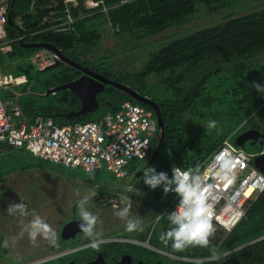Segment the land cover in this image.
Wrapping results in <instances>:
<instances>
[{"label": "trees", "instance_id": "1", "mask_svg": "<svg viewBox=\"0 0 264 264\" xmlns=\"http://www.w3.org/2000/svg\"><path fill=\"white\" fill-rule=\"evenodd\" d=\"M234 4H238L237 0H75L74 4L69 5L75 22L68 25L65 0H9L8 10L13 23L6 25L5 32L10 50L0 51V66L6 69L11 67L8 72L15 77L25 76L28 80L39 81L40 74L48 71H39L32 65L31 58L41 50L26 48L29 44L40 43L54 46L73 61L76 59L78 50L88 55L101 46L104 38L101 28L106 21L114 30H117L119 35L134 36L139 39L141 36L162 34L173 26L184 24L195 15L198 5H204L210 13H215L230 8ZM53 12L58 14L51 17ZM58 26L62 27L58 29L56 28ZM261 54H264V10L233 16L222 24L171 40L150 53L147 66L134 75H114L106 72L102 61L91 66L94 72L128 86L144 97L146 82L151 77H164L159 86L170 89H177L196 75L200 77L189 92L181 98L157 99L164 121V139L158 148L153 147L148 159L132 160L126 168L131 178L130 185L135 191L147 195L141 200L158 215L171 205L173 197L170 193L165 196L162 188L151 190L146 186L142 181L144 169L147 166L155 167L158 172L163 171L171 176L174 166L196 170L206 161L237 129L219 134L204 149L187 139L184 115L197 110L202 105L208 96L206 87L214 84L215 78L224 69L233 71V82L228 88L229 93L241 98L240 103L245 107L247 102L244 93L247 80L256 72L250 71L252 67L248 70L236 68L229 64V60L232 56L252 58ZM219 62L226 64L214 71L206 72V66ZM245 71L247 73L243 75ZM168 74L169 76L166 77ZM79 75L77 69L62 63L49 80L40 83L45 89H51L70 83ZM224 87L223 81H219L215 86L218 92L215 94L223 97V100L228 96L222 94ZM19 92V97H13V102L18 105L28 120L40 116L50 117L61 126L98 122L106 116L116 114L121 105L126 102L151 111L156 119L150 106L138 102L127 93L112 86H107L106 90L98 95L100 108L96 112L77 117L72 121L68 120L66 115L79 111L81 101L71 92H59L53 95L57 97L56 101L46 104H37L26 88ZM211 93L213 95V91ZM5 97L7 98L6 94ZM244 114L245 111H243L245 119ZM157 140L160 142L159 138ZM0 151L19 154V157L24 159L19 160L22 172L31 167L54 166L29 153L15 150L5 143H0ZM16 171L18 169L7 174L0 173V183L7 178V175ZM63 171L73 175L68 169ZM174 209L175 206L170 208L171 211ZM151 227L152 225H145L138 231L117 234L116 237L145 241ZM209 242L212 243L215 254L221 257V260L210 261L209 257L212 254L209 251L202 254L208 259L207 261L185 262L147 248L144 250L148 255L142 254L140 257L145 260L150 259L152 264H264V194L248 207L246 215L231 233L215 226V232L209 238ZM123 249L130 255L135 252L139 254L140 250L139 247L130 244ZM166 252L172 256L181 257L180 253L172 247L167 248Z\"/></svg>", "mask_w": 264, "mask_h": 264}, {"label": "rangeland", "instance_id": "2", "mask_svg": "<svg viewBox=\"0 0 264 264\" xmlns=\"http://www.w3.org/2000/svg\"><path fill=\"white\" fill-rule=\"evenodd\" d=\"M0 1L8 3L9 0ZM237 2L238 4L215 13H210L204 5H198L195 15L184 24L173 26L165 33L141 36L139 39L134 36L119 35L117 30H114L106 21L101 28L104 34L101 46L88 55L78 50L74 60L80 65L89 67L102 61L106 72L114 75L137 74L147 66L150 53L160 49L171 40L222 24L233 16H242L264 10V0H237ZM56 14L58 12H53L51 17ZM262 62H264V54L252 58L232 56L229 60V64L236 68L248 70L247 67H252L250 71L256 73L264 69ZM225 64V62L211 63L206 66V72L214 71L218 67L225 66ZM55 70L40 74L39 81L28 80L27 77L22 76L26 82L17 88L18 93L26 88L37 104L56 101L57 97L47 95L48 89H45L40 83L49 80ZM246 73L245 71L243 75ZM168 76L169 74L166 75V77ZM163 78L157 76L149 78L146 82V89L157 99L173 100L188 93L200 77L199 75L194 76L191 81L177 89L159 86ZM232 80V70L224 69L220 72L215 78L214 84L206 87L208 96L202 105L197 110L186 113L183 117L187 139L204 149L219 134L234 131L244 120L243 111L245 107L240 103L241 98L232 96L228 91L232 85ZM219 81H223L225 86L222 94L228 95L225 100L215 94L218 93L215 86ZM212 91L213 95H211ZM15 106L18 107V105ZM209 120L218 122L215 129L207 128ZM19 160L24 159L19 157L16 152L3 153L0 151V173L7 174L18 169V171L7 175V178L0 183V256L6 257L7 261H20L48 250L52 244L56 243L59 230L61 231L64 223L76 219V217L82 221L79 216L78 202L85 196L89 200V210L99 218L95 231L100 236L128 233L125 231L126 220H122L116 215L125 206L126 200L124 198L132 203L130 218L140 220L141 228L145 225H152L153 227L157 216H159L141 200L147 196L146 194L135 191L134 188L130 193L119 190L128 188L131 178L116 179L113 174L106 172L100 176L87 175L80 170L68 169L73 173L71 175L63 171L67 170L66 168L56 167L57 165L49 168L46 165L42 168L31 167L22 172ZM20 202L26 205L24 214L9 210L10 205ZM35 215H39L50 225L54 235L50 238L38 237L35 242L29 238L25 226L30 223ZM167 228L168 222L165 215L154 229L150 241L152 247L157 250L153 251L162 255L167 253V248H171V242L165 244L160 238L167 231ZM79 240L80 235L76 241L70 239L66 241V244L73 247L78 244ZM212 246V243L209 242L207 247L189 246L182 251L177 250L181 257H176V259L185 262L207 261L208 259L204 258L202 254L210 251L212 255H216Z\"/></svg>", "mask_w": 264, "mask_h": 264}, {"label": "built area", "instance_id": "3", "mask_svg": "<svg viewBox=\"0 0 264 264\" xmlns=\"http://www.w3.org/2000/svg\"><path fill=\"white\" fill-rule=\"evenodd\" d=\"M74 3L75 0H65L68 24L75 22L69 6ZM8 9V3L0 1V51L8 50L5 32ZM59 60V54L41 51L31 58V63L43 71ZM25 82V78L14 77L0 69V143L53 165L95 176L106 172L116 179L128 177L126 168L132 160L143 161L150 157L155 138H158L157 121L151 111L126 102L116 114L99 122L61 126L50 117L28 120L13 100L2 97V92H11L16 97L14 89ZM232 136L197 168L202 185L205 188L212 186L206 192L207 203L213 212L212 223L227 233L238 226L248 207L264 194V174L255 166V159L261 153H248L237 147L231 141ZM226 158L233 162V167L228 179H223L221 163ZM132 190L133 187L129 186L125 192ZM170 195L173 197L171 205L159 214L160 218L155 221L147 239L144 242L133 240L132 243L156 250L150 244L154 229L164 214L178 204L179 197L171 192Z\"/></svg>", "mask_w": 264, "mask_h": 264}, {"label": "clouds", "instance_id": "4", "mask_svg": "<svg viewBox=\"0 0 264 264\" xmlns=\"http://www.w3.org/2000/svg\"><path fill=\"white\" fill-rule=\"evenodd\" d=\"M250 87L255 88L257 93L264 95V84L253 82ZM217 124L216 120H209L207 128L215 129ZM232 167L233 162L230 159L226 158L222 161L221 171L223 179H228V173L231 172ZM171 173V176H169L163 171L158 172L155 167L147 166L142 176L143 183L151 190L162 188L165 196L171 192L179 197L175 209L168 214H164L166 215L168 228L160 238L165 244L171 242V247L178 251H182L189 246L207 247L209 238L215 232V227L212 223L213 212L206 198V192L212 186L209 185L205 188L202 185L198 169H181L174 166ZM124 199L126 200L125 206L116 215L122 220H126L125 231L132 233L141 229V221L130 218L132 215V203L127 201V198ZM25 209L26 205L23 202L12 204L9 208L10 211H19L21 214L25 213ZM78 211L82 220L80 228L92 239V247L95 248L101 239L99 233L95 231L99 218L89 210L87 196L79 200ZM159 218L157 216V219ZM25 231L34 242L38 237L50 238L54 235L50 225L39 215H35L30 223L25 226ZM165 254L163 255L166 256ZM170 258L176 259L172 255H170ZM220 259L221 257L217 255L209 257V260L213 262Z\"/></svg>", "mask_w": 264, "mask_h": 264}, {"label": "flooded vegetation", "instance_id": "5", "mask_svg": "<svg viewBox=\"0 0 264 264\" xmlns=\"http://www.w3.org/2000/svg\"><path fill=\"white\" fill-rule=\"evenodd\" d=\"M261 64H264V62ZM82 66L88 67L94 72L93 67L85 65ZM78 71L80 75L72 81L80 79L84 76L83 72L80 70ZM253 82L264 84V69L255 73V75L247 80L246 92L244 93V98L247 102L244 109L245 119L236 130V138L243 136V142L245 146L257 151L258 153H261L262 156L264 155V95L257 93L255 88L250 87ZM145 97L152 100L159 107L157 98H155V96L147 89ZM157 139L158 138H155L154 142L155 146L158 148L160 142H158ZM73 214L75 215V212H73ZM74 220L80 221L78 217H76V219L64 223L61 231L59 230L56 243L52 244L48 250L42 251L41 254L34 257L26 258L20 261H7L5 259L6 257L4 258V256H0V264H121V261L125 256L131 258L130 264H138L140 262L143 264H152L150 259L145 260L140 257L142 254H144V256L148 255L147 251L144 250L145 247L130 242L131 239L128 238H117V234L100 236V243L94 248L92 247V239L88 237L87 234L80 233L77 234L75 238H71V240L76 241L78 235H80L78 244L71 247L70 245L66 244V241L70 239L63 237V229L66 225L72 223ZM73 231L74 230H69L68 234L72 233ZM129 244L139 247V254L135 252V254L130 255L124 251L123 248Z\"/></svg>", "mask_w": 264, "mask_h": 264}, {"label": "water", "instance_id": "6", "mask_svg": "<svg viewBox=\"0 0 264 264\" xmlns=\"http://www.w3.org/2000/svg\"><path fill=\"white\" fill-rule=\"evenodd\" d=\"M12 17L9 13L7 16V24L12 25ZM26 48L29 49H40V50H48L53 53H57L60 55V60L53 65L52 67H49L46 69V71H52L57 69L61 63H65L75 69L80 70L84 73V76L80 79H77L75 81H72L70 83L55 87L53 89L47 90V95H54L62 91H70L74 95H76L80 101H81V109L77 112H72L68 115H66V118L70 121L74 120L77 117L88 115L91 113L96 112L100 108V103L98 100V95L103 93L106 90L107 86L115 87L118 90H121L128 95H130L133 99L137 100L140 103H143L145 105H148L152 108L154 111V114L157 118V125H158V135L160 143L164 139V121L162 118V114L160 111V108L154 103L152 100L148 99L147 97H144L131 89L128 86H124L117 81L110 80L107 77L100 75L98 73H95L91 71L88 67H83L82 65L70 60L69 58L65 57L56 47L50 46L47 44H29L26 46ZM234 144L242 148L248 153H256L257 151H254L253 149H250L245 146L243 142V136H239L235 139ZM255 166L264 174V155L259 156L255 159ZM140 175H138L139 177ZM82 221H76L74 220L72 223L66 225L63 230V237L66 239L75 238L77 234L84 233L81 228ZM69 230H74L72 233L68 234ZM131 258L128 256L123 257L121 264H130ZM143 264V263H138Z\"/></svg>", "mask_w": 264, "mask_h": 264}, {"label": "crops", "instance_id": "7", "mask_svg": "<svg viewBox=\"0 0 264 264\" xmlns=\"http://www.w3.org/2000/svg\"><path fill=\"white\" fill-rule=\"evenodd\" d=\"M46 21H47V19H46ZM68 24V23H67ZM66 24V25H67ZM69 25V24H68ZM39 44V43H38ZM7 46H8V44H7ZM10 50V47L8 46V50H6V51H3V52H7V51H9ZM41 51H48V50H41ZM41 51H39V52H41ZM49 52H51V51H49ZM38 53V52H37ZM62 64V63H61ZM60 64V65H61ZM65 64V63H64ZM67 65V64H66ZM59 68V67H58ZM57 68V69H58ZM0 69H2L3 71H5V72H7V73H11V72H8V70H10L11 69V67L9 68V69H6V67H1L0 66ZM43 71H46V70H43ZM12 74V73H11ZM99 74V73H98ZM14 76V75H13ZM15 77V76H14ZM58 87V86H57ZM17 88L18 87H16L15 89H14V91L17 93V96L16 97H19V94L20 93H18V91H17ZM55 88V87H54ZM53 89V88H52ZM66 91H68V90H66ZM63 92V91H62ZM70 92V91H69ZM72 93V92H71ZM6 94V96H7V98H10L11 100H13V97H15V95H13L11 92H2V97L4 98V95ZM73 94V93H72ZM56 95V94H55ZM74 95V94H73ZM76 96V95H75ZM6 98V97H5ZM4 98V99H5ZM80 100V99H79ZM14 103V102H13ZM82 106V105H81ZM104 119V118H103ZM156 121H157V118L155 119ZM101 121V120H100ZM99 122V121H98ZM158 126V125H157ZM233 135V136H232ZM231 136H232V139H231V141L232 140H234V139H236V131L232 134ZM234 138V139H233ZM235 141V140H234ZM232 143H234V142H232ZM256 153H258V152H256ZM63 167V166H62ZM65 168V167H64ZM127 178H129V175H128V177ZM126 179V178H125ZM131 186V185H130ZM129 187V186H128ZM124 189V188H123ZM126 189H127V187H126ZM126 189H124V190H122V189H119V190H121V191H126ZM131 241H133V240H131ZM130 241V242H131ZM135 241H139V240H136L135 239ZM140 242H144V241H140Z\"/></svg>", "mask_w": 264, "mask_h": 264}]
</instances>
